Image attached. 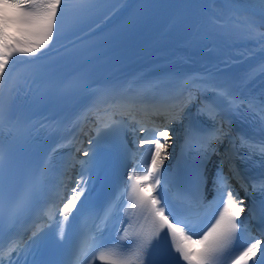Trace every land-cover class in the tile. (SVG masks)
<instances>
[{
    "label": "snow or ice",
    "instance_id": "1",
    "mask_svg": "<svg viewBox=\"0 0 264 264\" xmlns=\"http://www.w3.org/2000/svg\"><path fill=\"white\" fill-rule=\"evenodd\" d=\"M259 3L264 7V0H259ZM62 4L66 5L67 0H0V80L3 79L6 67L13 62L14 57L39 59L49 49L54 36L58 34V15L62 17L65 11V8L61 7ZM260 71L264 72V68ZM198 79L201 80L199 91L203 99L197 105V119L189 127L187 135L189 138L200 139L198 151L204 164L211 163L213 156L218 159L210 176L204 171H199L195 175L193 180L197 194L195 200L180 189L177 190L178 197L185 202L183 209L171 204L167 195L170 183L177 182V178L164 168L165 161L169 159L170 140L176 135L171 124L161 129H150L138 124L139 133L148 135L134 136L135 151L129 149L123 139L121 133L128 129L126 126L121 129L122 121H113L102 126L105 134L110 130L113 136L118 137L115 147L122 158L134 159L136 151L142 153L140 160L133 163L131 170L128 171L126 181L114 191L112 199L119 201L126 194L129 208L143 218V223L139 228H134L133 224L129 223L128 227L123 229L124 235L120 239L127 240L128 243L106 246V237L102 232L99 236H93L95 242L93 248L99 250L96 259L100 264H144L147 251L153 247L158 258L152 264H179L181 260L184 264H225L235 248L238 234L243 233H247L254 242L235 255L231 264L250 262L264 264V251L261 250L264 241L252 237L248 224L241 221V216L245 212V199L254 198L257 193L264 197V171L258 176L248 178L236 163L237 160L244 163L251 156L259 155L261 167L264 168V99H261L259 105L254 97L241 102L227 85L218 84L211 78ZM194 100L195 97L191 93L187 96L181 95L180 92L165 93L159 100L145 103L143 107L154 112L174 108L173 119L182 121L190 115L186 109ZM241 103H246L249 110L255 111L261 124L259 136L254 129H251V134L239 131L234 136L231 120L227 128L224 127L222 114L226 110L239 111ZM129 107L135 108V103H131ZM131 131L135 133L136 129L133 128ZM105 134L98 128L96 137L88 141V148L82 152V156L87 159L79 161L81 165L79 178L56 214L60 217L56 221L59 225L60 240L64 239V225L69 223V217L76 211V216H73L71 221L75 223L80 215L77 205H80V210L88 206L90 197L85 196L88 180L92 173H99L104 168L107 151L104 143ZM237 141L240 148L247 150L243 155L236 151ZM233 181L236 182L235 185ZM5 182L4 165L0 161V264H4L5 255L2 240ZM209 184L212 198L205 204L203 189ZM241 189L245 193L244 197L240 196ZM81 197H84L83 201ZM261 205L264 212V200L261 201ZM193 206L203 207L206 211L211 210L213 215L205 214L203 219H194L191 211ZM29 207L30 199L27 197L10 203L8 208L10 218ZM127 211L128 209H125L126 213ZM249 212L251 217L255 218V206L250 208ZM53 219L49 217V227ZM195 236L199 238L194 239ZM45 239L47 233L41 227L33 233L29 245H22L16 239L9 240L7 264H15L13 252L18 259L21 253L30 251L38 241ZM195 245L199 247H194Z\"/></svg>",
    "mask_w": 264,
    "mask_h": 264
},
{
    "label": "bare ground",
    "instance_id": "2",
    "mask_svg": "<svg viewBox=\"0 0 264 264\" xmlns=\"http://www.w3.org/2000/svg\"><path fill=\"white\" fill-rule=\"evenodd\" d=\"M172 1L174 0H167L165 11L169 7L168 3H172ZM175 1L177 5L173 9L174 16L161 28L157 37L150 43L151 48L157 49L158 46L166 45L169 42L172 44L171 34L188 35L191 23L199 21L194 32L183 41L182 45L186 42V46L192 49L190 53L197 55L198 63L201 65L203 60L213 54L215 48H219L222 53L223 46L217 43L211 44L200 53L193 40L204 39L207 34L214 35L216 30L222 34V28H226L230 37L223 36L222 38L227 41L226 45L234 42V46L231 48L232 59L229 62L220 60L222 66L211 72V79L220 83L228 73L237 74L239 92H243L237 97L241 102L254 97L259 105L261 99H264V72L260 71L261 68H264V55L259 52V49H263L264 52V27L259 28L254 25L253 28H257L254 30L253 24L247 26L248 20L257 19L255 14L258 12L264 18V7L260 5L259 0ZM202 7H206L207 12H203ZM210 14H215L216 20H212L209 17ZM176 23L177 29L174 27ZM246 28L251 34L245 33ZM144 45L146 43H142V46ZM138 52H142V56L149 58L147 50L144 51L143 47ZM240 106L242 109L248 108L246 103H241Z\"/></svg>",
    "mask_w": 264,
    "mask_h": 264
}]
</instances>
